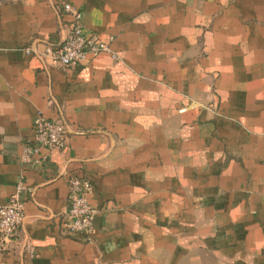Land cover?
Wrapping results in <instances>:
<instances>
[{
  "label": "crops",
  "instance_id": "crops-1",
  "mask_svg": "<svg viewBox=\"0 0 264 264\" xmlns=\"http://www.w3.org/2000/svg\"><path fill=\"white\" fill-rule=\"evenodd\" d=\"M64 1L109 53L61 67L71 17L0 0V205L27 189L0 264H264V0ZM38 111L68 145L26 166ZM74 177L90 234L66 228Z\"/></svg>",
  "mask_w": 264,
  "mask_h": 264
},
{
  "label": "built area",
  "instance_id": "built-area-1",
  "mask_svg": "<svg viewBox=\"0 0 264 264\" xmlns=\"http://www.w3.org/2000/svg\"><path fill=\"white\" fill-rule=\"evenodd\" d=\"M58 14L71 17V24L62 43L56 44L53 62L64 68L76 67L88 60L110 52L109 43L88 36L81 24V12L64 0H52ZM32 48H26L31 54ZM34 52V51H33ZM68 130L61 120L46 117L38 111L34 119L33 142L24 146L22 162L43 165L50 160L52 151H63L68 145ZM24 177L21 176L15 194L5 205H0V243L8 244L24 220L23 196L26 193ZM92 186L86 179L74 177L69 180L68 212L66 228L71 234H90L94 229L96 211L89 202ZM27 253L35 256L29 246Z\"/></svg>",
  "mask_w": 264,
  "mask_h": 264
}]
</instances>
